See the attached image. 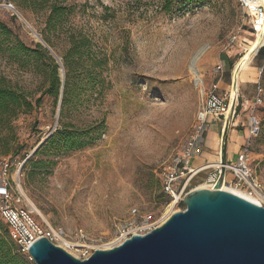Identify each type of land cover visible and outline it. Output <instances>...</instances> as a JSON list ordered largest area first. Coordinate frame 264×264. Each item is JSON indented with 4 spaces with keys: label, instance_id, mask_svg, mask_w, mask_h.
<instances>
[{
    "label": "rangeland",
    "instance_id": "obj_1",
    "mask_svg": "<svg viewBox=\"0 0 264 264\" xmlns=\"http://www.w3.org/2000/svg\"><path fill=\"white\" fill-rule=\"evenodd\" d=\"M52 6L64 8L56 25L49 24ZM0 21L9 30L6 40L0 38V87L31 105L0 122V163H12L13 179L19 169L20 187L44 214H36L39 222L60 228L69 239L82 233L80 244L93 252L109 248L134 219L159 223L166 218L171 202L162 192L161 175L194 135L204 95L220 77L228 84L217 95L226 104L230 92L238 96L239 128L249 136L250 119L258 121V133L249 142V167L264 194V50L234 82L235 62L258 35H252L251 17L239 0H0ZM19 43L29 49L45 43L52 51L61 83L57 99L47 93L48 82L34 70L33 60L20 53L12 58ZM74 44L80 58L70 57ZM198 52L194 73L190 63ZM223 57L230 64L221 74L216 68ZM66 60L73 63L68 76ZM66 79L71 89L62 109ZM64 130L76 132L85 145L41 148ZM220 133L221 123L214 120L193 168L218 146ZM232 155L229 148L225 162L233 163ZM212 170L195 175L186 193L206 188ZM226 178V187L239 190L229 186L230 174ZM184 208L174 203L171 211ZM14 248L22 264H34ZM70 254L79 258L80 253Z\"/></svg>",
    "mask_w": 264,
    "mask_h": 264
},
{
    "label": "water",
    "instance_id": "obj_2",
    "mask_svg": "<svg viewBox=\"0 0 264 264\" xmlns=\"http://www.w3.org/2000/svg\"><path fill=\"white\" fill-rule=\"evenodd\" d=\"M194 56L190 66L195 73L200 52ZM224 176L221 168L212 188L186 193L184 210L172 213L144 236L94 250L85 260L41 238L29 248L31 260L34 264H264V207L221 190Z\"/></svg>",
    "mask_w": 264,
    "mask_h": 264
},
{
    "label": "built area",
    "instance_id": "obj_3",
    "mask_svg": "<svg viewBox=\"0 0 264 264\" xmlns=\"http://www.w3.org/2000/svg\"><path fill=\"white\" fill-rule=\"evenodd\" d=\"M261 3L249 8L247 0H239L240 6L246 11L247 16L251 17V32L253 36L258 33V26L262 25L264 19V5ZM12 11L15 10L11 4L6 5ZM262 48V47H261ZM259 48L257 52L261 49ZM257 52L254 54L256 55ZM221 66H217L216 71L220 72ZM232 88V85H231ZM261 89L258 87V93ZM259 96V94H258ZM259 102V97L257 98ZM225 99L217 95L216 84L212 85L202 101V104L197 112L194 135L191 136L185 143L181 154L172 166H169L161 175L162 192L168 197L171 204L182 203L183 197L186 195V190L190 180L205 169L198 166L193 168L192 160L199 154L201 146L204 143L206 133L209 130V120H219L221 123V138L220 143L223 145L224 131L229 126L230 120L236 114L238 96L235 97L234 105L230 110V98L225 103ZM229 113L226 118V113ZM249 136L245 145L236 155L233 163H221L220 167H212V171L208 174L206 184L214 186L218 181L221 168L225 170L224 181L227 182L226 176L231 175L232 180L229 186H233L239 190L254 195L255 189L263 193L260 186L257 185L251 175L249 167V142L251 137H255L258 133V121L252 117L249 123ZM221 157V153H220ZM12 163L9 160H3L0 163V222L5 226L9 241L16 247L17 252L27 256L29 248L38 239L45 238L55 246L61 247L70 254V251L79 252L80 260L87 259L93 252H89L87 247L79 248L80 242H85V236L82 233L76 234L75 239H69L67 235L60 229L50 226L45 221L39 222L36 218V213L25 203L26 198L20 191L19 172L15 178L11 176ZM185 181L183 182V180ZM262 206V205H261ZM264 207V206H263ZM136 210H132L135 216ZM159 223H142L134 219L131 223L123 226L117 233L116 239L113 242V247L119 246L125 240H128L134 235L144 236L155 228L160 226ZM61 244L63 246H61ZM110 249V248H109Z\"/></svg>",
    "mask_w": 264,
    "mask_h": 264
},
{
    "label": "trees",
    "instance_id": "obj_4",
    "mask_svg": "<svg viewBox=\"0 0 264 264\" xmlns=\"http://www.w3.org/2000/svg\"><path fill=\"white\" fill-rule=\"evenodd\" d=\"M63 12L64 8H57L56 6H52L49 24L56 25L60 23ZM8 35V28L3 22L0 21V38H2L1 40H6ZM15 48H17V55H12V58L17 60L19 56L18 53H20L23 56H28L30 60H33L34 70L38 72L42 71L44 77L48 82L47 93L57 99L61 86L57 72L58 64L55 62V59L51 56L47 49H45L41 44H36L34 49H29L20 43ZM78 49L79 46L74 44L71 50V52L73 53L70 57L78 56V58H80L81 53L78 52ZM262 50H264V46L257 52V55ZM223 60L228 62L227 58L225 57H223ZM72 64L73 63H69L68 60L65 61L64 68L66 70V76H68L71 72ZM62 86L61 108L63 109V107L67 103V97L69 96L71 87L67 79L64 84H62ZM23 107L30 108L31 105L26 102V100L22 99V97L18 96L14 91L7 89L4 86L0 87V122L4 121L3 117L11 116L12 114H14L15 109L18 110ZM56 143H59L58 149L64 150L80 149L85 145V143L82 142V137L79 136L76 132L69 133L67 130H64L63 132H59L51 136L45 142V145L41 148L46 149L47 147H51L52 145L55 146ZM0 226H2L1 222ZM0 264H22V260L16 253L14 245L9 241L7 237L6 230L3 231L2 235L0 234Z\"/></svg>",
    "mask_w": 264,
    "mask_h": 264
},
{
    "label": "bare ground",
    "instance_id": "obj_5",
    "mask_svg": "<svg viewBox=\"0 0 264 264\" xmlns=\"http://www.w3.org/2000/svg\"><path fill=\"white\" fill-rule=\"evenodd\" d=\"M262 1H263L262 4L264 5V0H262ZM248 2L251 5H254V6L259 4V3H261L260 0H248ZM22 21L31 30L29 24L24 19H22ZM262 22H263L262 25L258 26V31H259V28H260V31H259V33H257L258 35L256 34L257 36L255 38V41H253L251 43V46L249 47V50L246 52V54H244L241 58H239L234 64V67H233V70H232V75H233V81L234 82L236 81V76H237L238 71L241 68H248L249 62H251L252 57L254 56L256 50L259 48V46L262 43H264L263 42L264 41V19H262ZM229 98H230V102H232V101L234 102L235 95L233 97H231V92H230ZM231 107H233V106L230 104V110H231ZM228 114L229 113L227 112L226 113V118H227ZM221 165H222L221 162H216V163H207V164L202 165L200 167H202L201 169H209V168H212V167H220ZM17 172H19V169H16V173ZM224 184H226V182L222 183L221 190L228 191V192H231L233 194H236V195H238V196H240V197H242V198H244V199H246V200H248V201H250V202H252L254 204L262 205L261 200L263 199L264 194L262 192H260L259 190L255 189L254 196H250V195H248V194H246V193H244L242 191L233 189L231 187H226ZM205 187L206 188H210V186H208V185H206ZM199 188H204V187H199ZM20 191H21V194L27 199V201H29L28 202L30 204L29 207L32 209V211H34L38 216H43L44 214H42V212L39 210V208L28 198V196H26L25 192L23 191V189L21 187H20ZM172 206H173V204L168 206V208H167V214L168 215H166L167 217L164 218L162 220V222H164L173 213L171 211ZM44 218H45V216H44ZM113 242L110 244L111 246L109 248H111L113 246ZM61 246H63V245L61 244ZM77 247L84 248L85 245H78ZM109 248H107V249H109Z\"/></svg>",
    "mask_w": 264,
    "mask_h": 264
},
{
    "label": "crops",
    "instance_id": "obj_6",
    "mask_svg": "<svg viewBox=\"0 0 264 264\" xmlns=\"http://www.w3.org/2000/svg\"><path fill=\"white\" fill-rule=\"evenodd\" d=\"M256 55H254L252 57V59L254 57H256ZM227 64L229 65L230 62L228 63V62L224 61L223 59L221 60V62L217 65V66L222 67V70L219 73L222 74L223 71H225ZM215 84H216L217 90H218V88L224 89V88H222V86H226L228 83H225L220 77V79ZM213 121L214 120H209V130H210V126L213 123ZM239 125L240 124L237 122L235 117H233L229 122V127L226 131V134H225L224 146L223 145L221 146V143H218V146H216L213 150L212 149L208 150L206 159L201 161L199 164L202 163V165H205L207 163L221 162V157L224 158V162H225L226 151L229 148H232V150H233L232 157L236 158V155L239 153V150H241V148L245 145L246 140L248 138L246 132L239 128V127H242V125H240V126ZM213 135H215L214 140H216L217 137L219 136V126H218L217 130L213 133ZM204 144H205V140H204L203 145ZM203 145L201 146V148L203 147ZM212 152H214V154H212ZM220 153H221V157H220ZM194 159H196V157ZM205 162H207V163H205ZM191 165H192V162H191ZM202 165H200V166H202Z\"/></svg>",
    "mask_w": 264,
    "mask_h": 264
}]
</instances>
